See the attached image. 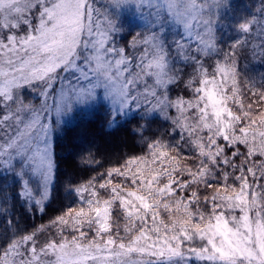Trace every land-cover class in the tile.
<instances>
[{
	"label": "snow or ice",
	"instance_id": "1",
	"mask_svg": "<svg viewBox=\"0 0 264 264\" xmlns=\"http://www.w3.org/2000/svg\"><path fill=\"white\" fill-rule=\"evenodd\" d=\"M229 8L0 0V169L16 178L13 195L0 189V264H264V74L240 63L249 50L264 59V0L225 23ZM127 9L142 30L118 46ZM220 28L237 34L226 48ZM98 93L110 125L139 114L140 153L102 163L90 152L81 162L95 174L67 181L57 215L40 225L15 219L16 202L45 213L53 124ZM153 117L167 127L152 132Z\"/></svg>",
	"mask_w": 264,
	"mask_h": 264
},
{
	"label": "trees",
	"instance_id": "2",
	"mask_svg": "<svg viewBox=\"0 0 264 264\" xmlns=\"http://www.w3.org/2000/svg\"><path fill=\"white\" fill-rule=\"evenodd\" d=\"M248 5L254 12L259 7L260 0H247ZM239 0H232L230 8L224 9L227 16H231L230 21L234 20L240 10ZM242 13H247L244 9ZM241 14V13H238ZM140 17V16H138ZM135 19V17H133ZM219 33V32H218ZM220 34V33H219ZM218 38L221 47H227L235 36L224 34ZM251 44L260 43V38L256 36L255 31L249 38ZM240 60L241 66L247 65L249 74L257 78L264 74V59L259 57L253 58L249 50ZM177 89H173V92ZM112 119L110 116V108H94L88 112L81 114L75 113V118L68 124L63 125L58 132L53 143V153L56 162V184L54 185L53 200L46 204L45 213L38 210L29 211L22 202H16L14 213L15 219L27 218L30 225H40L48 222L50 217L58 214L62 204L69 202L68 195L64 191V185L69 179L80 181L86 176L94 175L91 168H86L82 164V160L86 159L91 152L97 160L102 163L105 161H115L119 156L129 153H140L141 144L132 129L136 127L139 121V114L132 112L129 115L119 117L115 124H109ZM151 131L157 132L167 127V122L159 117H153ZM110 166L105 164V167ZM93 167H97L94 165ZM103 169H101L102 171ZM12 188L8 193L13 195V187L15 180H9ZM18 190V189H17ZM6 227L3 218H0V233Z\"/></svg>",
	"mask_w": 264,
	"mask_h": 264
},
{
	"label": "rangeland",
	"instance_id": "3",
	"mask_svg": "<svg viewBox=\"0 0 264 264\" xmlns=\"http://www.w3.org/2000/svg\"><path fill=\"white\" fill-rule=\"evenodd\" d=\"M231 1L232 0H230V2ZM239 3L241 7L238 13H242L244 9L246 10L247 13H250V12L254 13V11L251 8H249L250 6L248 5L247 0H239ZM104 5H105V0H96L97 7L103 8ZM221 12H222V16L225 18L224 22L230 23L231 16L230 15L227 16L226 14L227 12L224 11V9H222ZM138 16L139 14L134 9H127V10L121 11L119 17L117 18V23L122 28V31L120 33H117L115 36V42L118 46H125L130 41L132 35H134L137 31L142 30V20ZM133 17H135V19ZM218 32L220 33V34L218 33V38H222L221 36L224 34H229L231 36L237 35L231 30V28H228L227 30H225L224 28H220ZM168 35H169V38H171V33H169ZM56 87L57 88L59 87V83H57ZM24 94L25 96L32 99L34 102L36 103L39 102L40 98L31 89H26ZM52 102H53L52 99H49L48 103L51 104ZM101 106L103 108L104 107L110 108L108 103L103 99L102 93H98L97 97L94 100H88L82 103H74L72 106V109L70 111H67L64 115H62L58 123L53 124L52 133H51L52 148H53L55 137L58 134V132L62 129L63 125L70 123L75 118L76 112H81V114H84L91 109L100 108ZM132 112H135V111L134 110L129 111L127 115L131 114ZM55 119H56L55 115L53 114V120ZM9 180L16 181V178L11 173L3 169H0V189H5L7 194L10 192L12 188L11 184L14 183L13 181L9 183L8 182ZM55 184H56V180H55L54 185Z\"/></svg>",
	"mask_w": 264,
	"mask_h": 264
}]
</instances>
